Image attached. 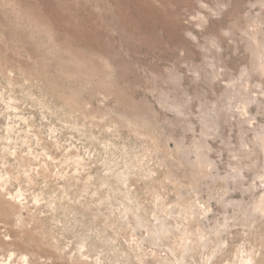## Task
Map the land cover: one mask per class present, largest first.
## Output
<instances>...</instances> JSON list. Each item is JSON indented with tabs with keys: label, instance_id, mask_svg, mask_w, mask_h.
I'll use <instances>...</instances> for the list:
<instances>
[{
	"label": "rangeland",
	"instance_id": "1",
	"mask_svg": "<svg viewBox=\"0 0 264 264\" xmlns=\"http://www.w3.org/2000/svg\"><path fill=\"white\" fill-rule=\"evenodd\" d=\"M0 199V264H264V0H0Z\"/></svg>",
	"mask_w": 264,
	"mask_h": 264
},
{
	"label": "bare ground",
	"instance_id": "2",
	"mask_svg": "<svg viewBox=\"0 0 264 264\" xmlns=\"http://www.w3.org/2000/svg\"><path fill=\"white\" fill-rule=\"evenodd\" d=\"M14 214V205L8 203V202H5V201H2L0 199V218L3 219V220H6L8 218H10V216ZM1 240V239H0ZM2 242V240H1ZM0 242V243H1ZM2 244V243H1ZM239 250V249H238ZM239 254V252H238ZM237 254V255H238ZM236 259V258H235ZM235 261V260H234Z\"/></svg>",
	"mask_w": 264,
	"mask_h": 264
}]
</instances>
